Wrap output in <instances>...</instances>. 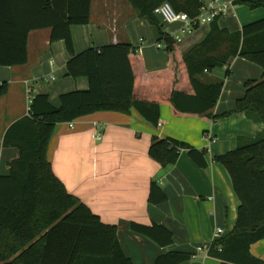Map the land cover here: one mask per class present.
I'll use <instances>...</instances> for the list:
<instances>
[{"label":"trees","instance_id":"1","mask_svg":"<svg viewBox=\"0 0 264 264\" xmlns=\"http://www.w3.org/2000/svg\"><path fill=\"white\" fill-rule=\"evenodd\" d=\"M138 17L158 34V44L168 53L167 69L146 73L138 50L128 42L76 53L72 29L90 23L92 0H0V67L28 63V37L32 31L51 29V42L64 41L69 53L67 76L88 80L86 91L61 96L56 108L44 94L35 96L30 115L5 133L3 146L19 151L10 173L0 176V264H133L125 255L115 226L105 224L88 206L71 195L55 175L49 147L58 125L72 123L99 112L128 114L136 110L155 126L160 106L170 105L177 117L198 115L212 119L224 89V80L207 84L199 76L243 58L263 71L260 81H248L236 113L263 125L258 136L236 150L215 156L226 167L240 201L234 230L212 245L209 256L222 264H264L251 248L264 239V18L243 26L240 32L221 29L217 17L207 37L182 55L177 41L162 32L154 10L168 2L177 13L199 16L206 0H128ZM235 6L264 9V0H234ZM8 92L0 85V98ZM215 120V119H214ZM183 151L201 169L208 167L207 150L192 148L171 138H153L150 158L168 170ZM149 203L168 201L155 182ZM132 232L161 248L173 245L174 235L158 224H131ZM221 249V251H219ZM192 254L170 252L154 264H184Z\"/></svg>","mask_w":264,"mask_h":264},{"label":"crops","instance_id":"2","mask_svg":"<svg viewBox=\"0 0 264 264\" xmlns=\"http://www.w3.org/2000/svg\"><path fill=\"white\" fill-rule=\"evenodd\" d=\"M210 1L230 4L234 0H206V4ZM230 17L235 21L227 19ZM263 18L262 8L251 10L247 6L233 5L217 23L221 29L236 33ZM158 20L162 32L173 37L182 28V24ZM206 25L205 31L202 26ZM195 30L182 35L178 42L182 55L207 37L211 24ZM51 33V29H43L29 34L26 65L0 67V85H8L7 94L0 98V176L8 175L10 163L19 158V151L5 148L3 139L15 122L28 115L29 90L34 98L47 95L51 105L58 108L62 95L88 89L87 78L67 76L70 56L66 44L51 42ZM72 35L76 53L128 42L141 54L144 72H156L169 66L168 53L158 44L156 29L138 17L128 0H92L90 23L74 27ZM252 65L255 64L243 58L230 61L232 76L238 68H243V73L237 85L229 86L230 78L226 80L212 119L198 115L177 117L170 105H161L158 126L136 110L128 114L99 112L58 125L48 153L55 175L67 191L103 223L116 227L122 249L133 264H154L170 252L192 254V260L184 264H222L207 255V249L217 239L218 229L224 230L223 237L234 230L240 201L228 170L213 158L236 150L244 141L254 140L263 130L262 124L235 112L237 101L245 95V84L260 81L253 74L256 71ZM215 70L204 73L199 79L207 84L222 81L217 77L209 79ZM262 76L263 71L261 79ZM156 137L207 150L208 167L199 168L183 151L177 164L164 171L149 156L152 139ZM152 182L168 196L166 203L158 206L149 203ZM132 223L166 227L174 235L173 245L159 247L132 232ZM200 247L205 251L199 253ZM251 253L264 261V239L252 246Z\"/></svg>","mask_w":264,"mask_h":264},{"label":"built area","instance_id":"3","mask_svg":"<svg viewBox=\"0 0 264 264\" xmlns=\"http://www.w3.org/2000/svg\"><path fill=\"white\" fill-rule=\"evenodd\" d=\"M233 6V3L230 4H220L217 1H210L207 4H205L200 9V14L198 17L191 19L187 14L185 13H177L174 8L169 4L168 2H165L158 6L154 10V14L161 19L164 23L167 24H182V28L176 33L174 36L175 40L179 42L181 40L182 35L185 34H191L196 28L200 27L201 25L205 24H211L217 17L220 15H223L230 7ZM160 47H162L160 45ZM53 67V66H52ZM51 80H54V77H51ZM33 94L31 90L28 91V115H30V109L31 105L33 104ZM160 125V124H159ZM97 138L100 140L101 137L97 136ZM225 235L223 229H218L215 236L216 242L218 239L222 238ZM214 243H212L213 245ZM212 245L207 249V255H209V251L212 248ZM205 248H198V252H204ZM221 251V249H219Z\"/></svg>","mask_w":264,"mask_h":264},{"label":"rangeland","instance_id":"4","mask_svg":"<svg viewBox=\"0 0 264 264\" xmlns=\"http://www.w3.org/2000/svg\"><path fill=\"white\" fill-rule=\"evenodd\" d=\"M227 19H231V20L235 21V19H233L231 17L227 18ZM202 27L206 31L208 26L206 25V26H202ZM179 45L181 46L182 44H179ZM177 47H178V43H177ZM251 67H252V69H254V71H256V72L253 73L256 76V78H259L258 80H261V73H262L261 69L258 66H256V65H252ZM234 72H235L234 76H232V74H231L230 77L225 78L226 68L225 69L224 68H217L214 72H212L211 76H209V79H211V80L213 79L214 80L217 77V78H221L222 80H224V83H226L227 82L226 80L230 78V80H229L230 82H229L228 85L229 86L237 85V83L239 82L238 78L243 73V68H238V71L235 70ZM227 94H228V92H227ZM27 105L29 106V104H27ZM245 143H246V141H244L241 144L243 145Z\"/></svg>","mask_w":264,"mask_h":264},{"label":"water","instance_id":"5","mask_svg":"<svg viewBox=\"0 0 264 264\" xmlns=\"http://www.w3.org/2000/svg\"><path fill=\"white\" fill-rule=\"evenodd\" d=\"M162 174H164V173L162 172Z\"/></svg>","mask_w":264,"mask_h":264}]
</instances>
